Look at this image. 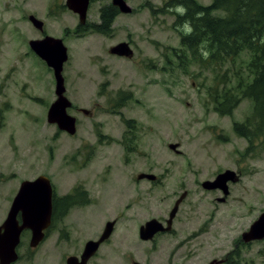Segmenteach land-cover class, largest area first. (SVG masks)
I'll return each mask as SVG.
<instances>
[{"label":"rangeland","instance_id":"374dc122","mask_svg":"<svg viewBox=\"0 0 264 264\" xmlns=\"http://www.w3.org/2000/svg\"><path fill=\"white\" fill-rule=\"evenodd\" d=\"M112 1L91 0L86 24L101 25L100 14L114 7ZM125 1L132 12L115 7L112 30L103 35L77 33L80 19L66 0H0V167L23 176L27 168L28 175L42 172L61 196L86 190L89 202L77 211L88 225L85 240L122 216L113 242L125 254L91 264H264V240L241 239L264 211V137L249 144L234 131L246 123L254 131L260 121L252 119L254 106L246 98L231 115L215 109V99L235 87L240 74L248 76L249 57L179 63L173 52L181 30L173 25L178 13L170 10L176 7L171 0ZM30 15L44 22L43 33L27 20ZM45 35L68 48L63 77L74 105L68 113L78 121L74 136L47 122L56 100L54 73L23 45ZM123 42L134 52L131 59L110 53ZM227 170L239 179L228 183V196L203 188ZM141 173L156 179L138 181ZM184 193L173 231L141 241L140 227L154 218L165 222ZM71 252L70 241L54 247L51 240L31 261L19 263L62 264Z\"/></svg>","mask_w":264,"mask_h":264},{"label":"trees","instance_id":"16d2710c","mask_svg":"<svg viewBox=\"0 0 264 264\" xmlns=\"http://www.w3.org/2000/svg\"><path fill=\"white\" fill-rule=\"evenodd\" d=\"M177 5H183L187 12L176 14L173 25L180 28L188 21L192 27L189 35L183 31L179 33L180 47L173 52L179 63L190 60L192 65H216L219 61H237L243 55L249 57L248 76L240 74L234 82L236 86L226 88L222 97L215 99V109L220 114L231 115L241 100H251L254 106L252 119H259L258 127L253 131L246 123L236 125L234 131L249 144H255V140L264 137V0H213L209 6L196 0L169 1V6ZM117 13L115 7L102 10L101 25H79L76 31L86 34L90 30L109 35ZM231 83V80L227 82ZM124 100L129 97L125 96Z\"/></svg>","mask_w":264,"mask_h":264},{"label":"water","instance_id":"95a60500","mask_svg":"<svg viewBox=\"0 0 264 264\" xmlns=\"http://www.w3.org/2000/svg\"><path fill=\"white\" fill-rule=\"evenodd\" d=\"M91 0H66V7L72 12L78 15V19H80V25L85 26L87 23V14L90 8ZM112 5L117 7L120 13L130 14L132 12V8L129 4L126 3L125 0H113ZM31 24L39 31H44V22L42 20L37 19V17L31 15L28 19ZM31 49L46 63L48 68L53 70L54 79H55V94L56 100L50 106L47 113V122L51 125H55L61 132L68 133L71 136H74L77 133V118L70 115L68 110L72 108L73 103L66 96V79L63 77L64 73V64L68 61V48L62 39L54 38L46 35L43 39L32 40L29 43ZM110 53L113 55H117L120 57L132 58L134 56V52L130 48V45L126 42L120 43L117 46L111 48ZM82 112L86 115L89 114L87 110L82 109ZM178 148L177 144L170 145V149L175 151ZM147 178L148 180H154L156 178L155 175L141 174L140 179ZM42 180V178H41ZM37 181V185H42L44 188V192L48 191L49 184L47 183V179L43 181ZM238 181L237 174L233 171L227 170L224 173L218 175L215 180L206 181L202 184L203 188L206 190L213 191L215 189L221 190L224 193V196H228L229 185L228 183H236ZM32 186V183L27 182L23 183L20 188V192L16 196L12 210L6 222L0 227V264H12L17 260L16 247L19 243V236L23 229L29 228L33 231V237L31 241V247L38 246L45 237L44 229L46 228V218L49 216L50 211L47 210V216L41 219L40 213L41 210L37 208V206L33 207L29 205V202H34L36 205L37 201L40 199L43 202H47L46 196L48 194H38L39 196H31L29 187ZM31 189V188H30ZM28 192V195L27 194ZM46 195V196H45ZM187 196L184 193L174 205V208L169 214V219L167 221V226L164 225L158 220H151L140 228V240L141 241H152L155 238V235L161 232L167 233L172 231V225L175 220V217L179 211V204L185 199ZM42 197V198H41ZM33 199L32 201L30 200ZM224 201V200H223ZM27 202V204H25ZM40 205V204H38ZM45 206V205H44ZM31 207V208H30ZM33 209L35 210L33 212ZM43 209V208H42ZM23 212V225H17L18 222L16 220L17 212ZM43 220V221H42ZM114 223H108L103 236L99 241L89 242L86 246V250L84 253V259L79 264H86L90 257L96 253V250L100 247V244L105 242L107 238L111 236V232L113 230ZM250 231L244 233L242 235V239L245 243H251L253 241H263L264 240V212L262 215L250 226ZM4 230V232H2ZM76 261L79 259L70 258L68 260V264H76ZM223 259H216L211 261L209 264H224ZM133 264H140L137 262H133Z\"/></svg>","mask_w":264,"mask_h":264},{"label":"flooded vegetation","instance_id":"af4514ba","mask_svg":"<svg viewBox=\"0 0 264 264\" xmlns=\"http://www.w3.org/2000/svg\"><path fill=\"white\" fill-rule=\"evenodd\" d=\"M30 42H25L23 45L29 50L27 54H29V56H32L37 60V58H40V57L31 49L29 45ZM89 115H90V112H89ZM127 124L131 125L130 123H127ZM29 170L30 168H27L25 170L24 172L25 177H24L23 173L19 169L14 170L13 168L0 167V193L6 192L4 197L2 195L0 196V200L2 202V205H0V227L8 219L10 212L12 210V207H13V203H14L13 200H15L16 196L20 192L21 190L20 188L22 187L23 183H27V182L32 183V186L29 187V191H30V195L33 197L39 196L38 194L40 195L42 194V196L46 193L48 194V196H46L47 194L45 195L47 197L46 203L43 202L42 199L44 198L42 197H41L42 199L37 201V203L40 205L38 204L36 205L34 200L31 198L30 200L31 201L33 200V201L29 202V205L32 206V208L37 206V208L41 210L40 213L43 212V214L40 215L41 219H43L44 216L46 218L47 210L50 211L49 216L46 218V223L48 224L46 228L44 229V234H45L44 239L38 246H36V248L31 247L33 231L32 229H29V228L23 229L19 236V243L17 244V247L15 248L16 253H17V260H15V262L12 264H21L22 262L21 263L19 262L23 261L24 259L27 261H31L30 259L33 257V255L36 254L35 252H37L38 247H40L41 244H43L44 242L51 241V240H54V247L58 246V244L61 241L62 242L70 241L71 249L73 250V252L69 253L68 256L65 255L64 257H62L63 259L62 264H68V260L70 258L79 259V261H76V264H79L84 259V253L87 247L86 245L89 242L99 241L101 237L103 236L108 223L110 222L114 223L111 236L107 238L105 242L100 244V247L96 250V253L90 257L91 259H89L86 264H91L92 261L96 260L99 257L120 256V255L125 254L123 245H122V249L120 250V244L117 245L113 242L116 236V233H117L116 230L118 228V225L121 223L120 218L122 216H120V214H118L114 220L106 221L104 225L102 226V228L98 229L95 235L85 240L83 238L84 237L83 233H84L85 227H88V225H86L85 222L84 223L81 222L82 216L80 214H77V211H82L85 208L83 204L85 203L87 205V203L89 202L88 193L86 192V190H81L80 188H76L72 193H68L64 196H61L59 192V187L53 178H51L48 175L44 176L42 172H35L33 175H28L26 171H29ZM7 174L9 176L12 175L10 180H8V178L7 179L4 178ZM141 174H144V173H141ZM17 175L19 176L22 175L21 176L22 178H19V176L17 177ZM138 177H137V180H138ZM44 179H47L46 181L49 184V186H47L49 189L46 193L44 192V188L42 185L35 184L37 183V181H40V180L43 181ZM12 180H16L18 183L13 185L11 183ZM140 180H147L149 182L154 181V180L150 181L147 178L140 179ZM7 185L10 186L8 189L6 188ZM29 191H27L26 195H28ZM25 204H27V202ZM34 211L35 210L33 209V212ZM75 215H80V217L74 218ZM23 216L24 215L22 211L17 212V216H16V220L18 222L17 225L19 226L23 225L24 223ZM166 220L163 223H166L167 222ZM2 232H4V230H2ZM161 234L165 235L166 233H161ZM122 239H123V236L121 237V240ZM26 242H29V243L28 245L24 246L25 245L24 243ZM34 264H37V263L35 262Z\"/></svg>","mask_w":264,"mask_h":264},{"label":"clouds","instance_id":"9594fccd","mask_svg":"<svg viewBox=\"0 0 264 264\" xmlns=\"http://www.w3.org/2000/svg\"><path fill=\"white\" fill-rule=\"evenodd\" d=\"M172 11L177 12L180 15H185L187 9L183 5H177L174 9H170ZM180 30L185 33V35H189L192 32V27L190 22L186 21L182 26H180Z\"/></svg>","mask_w":264,"mask_h":264}]
</instances>
